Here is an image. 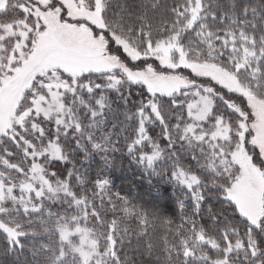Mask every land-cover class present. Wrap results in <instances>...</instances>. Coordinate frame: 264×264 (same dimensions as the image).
Listing matches in <instances>:
<instances>
[{
    "label": "snow or ice",
    "instance_id": "6c2138e0",
    "mask_svg": "<svg viewBox=\"0 0 264 264\" xmlns=\"http://www.w3.org/2000/svg\"><path fill=\"white\" fill-rule=\"evenodd\" d=\"M0 264H264V0H0Z\"/></svg>",
    "mask_w": 264,
    "mask_h": 264
}]
</instances>
